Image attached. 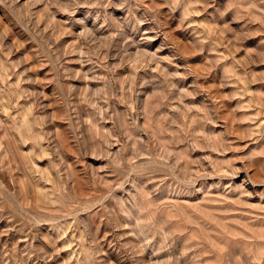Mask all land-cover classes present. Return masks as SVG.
<instances>
[{
	"label": "rangeland",
	"instance_id": "obj_1",
	"mask_svg": "<svg viewBox=\"0 0 264 264\" xmlns=\"http://www.w3.org/2000/svg\"><path fill=\"white\" fill-rule=\"evenodd\" d=\"M0 264H264V0H0Z\"/></svg>",
	"mask_w": 264,
	"mask_h": 264
}]
</instances>
